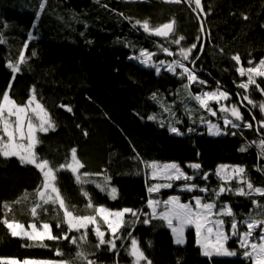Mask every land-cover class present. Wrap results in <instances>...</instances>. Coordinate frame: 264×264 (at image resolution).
<instances>
[{"label":"trees","instance_id":"1","mask_svg":"<svg viewBox=\"0 0 264 264\" xmlns=\"http://www.w3.org/2000/svg\"><path fill=\"white\" fill-rule=\"evenodd\" d=\"M41 2L0 0V41H3L0 43V94L10 86L11 98L22 103L35 88L37 98L55 124L54 129L38 133L41 143L36 152L54 164H61L70 150L76 148L77 157L85 166L82 172L104 173L110 177L111 186L118 190L114 200L94 183L83 185L94 204L150 213L147 206L150 195L153 199L165 200L181 194L186 201L196 195L211 197V192L181 190L184 181H176L170 189L149 194L147 189L155 181L146 175L145 161L177 162L190 175H195L192 183L209 189H216L221 183L214 174L219 165H240L255 186L264 187V157L258 146V141L264 138V128L257 131L258 121L264 119V113L258 107L253 108L247 101L240 107L244 120L253 123L252 128L244 127L243 123L240 128L225 127L222 113H218L221 119L213 117L187 97L183 90L186 79L164 69L157 74L155 68L131 58L138 55L140 49H148L156 53L154 60L172 61L180 58V47L188 48L195 43L197 48L191 57L199 56L194 67L200 79L207 81V86L193 84V94L216 89L219 84L231 94L227 103L239 105L246 94L254 102H262L264 95L255 86L247 93L237 86L246 77L238 75V65L231 57L238 54L245 67L249 66L250 60L258 62L264 58V0H202L203 13L199 17L192 10L195 5L190 7L187 0L181 3L166 0H47L42 12L39 9ZM172 18L175 19V32L168 39L145 33L139 26L133 27L135 20L147 19L152 26H158ZM201 19L206 29L204 33L200 31ZM29 34L34 38L29 39ZM180 36L185 38L180 45L170 42ZM198 37L202 39L198 40ZM25 44L28 45L25 50L27 62L13 78L7 62H16ZM160 45L177 55L162 52ZM33 52L35 56H32ZM185 63L193 66L191 60ZM257 83L264 88V79H258ZM153 93L157 100L152 99ZM60 105H68L72 111L68 112ZM185 105L191 112L186 111ZM212 106L218 107L215 103ZM164 107L172 111L165 112ZM173 113L180 116V121L172 120ZM150 116L156 119H148ZM201 117L218 122L224 134L210 135L207 125L200 122ZM170 126H177L183 135L172 133ZM189 128L193 131L189 132ZM253 141L257 143L253 144ZM244 146L247 151H240ZM193 163L200 164L201 169L189 168L188 165ZM204 173H209L207 181L202 179ZM92 179L103 183L102 177ZM58 180L62 194L78 210L77 214H90L85 210L87 199L73 174L62 170ZM40 183L41 174L33 165L23 164L17 157L0 156V205L3 202L12 204L25 193L33 194ZM238 186L233 181L231 187ZM32 199L30 195L27 202L13 205L9 218L14 215L27 224L31 220L28 208ZM252 200L264 204V197L241 196L235 192L221 195L218 204H230L240 220L256 211ZM55 216L56 210L51 205L46 213H41V219L52 224L53 234L59 235L66 225L57 228ZM145 218L141 214L134 225L122 230L123 238L116 241L118 255L106 245L97 248L91 228L87 242H81L82 249L68 240L45 241L46 247H22L27 242L12 237L0 224V256L72 261L75 253L82 250L96 264H132V258L127 254V232L131 230L152 264H250L242 256L238 237L229 241L230 249L238 253L236 256L209 259L201 254L194 228L188 230L185 244H177L164 222L152 219L145 224ZM126 219L134 218L128 216ZM225 220L230 231V218ZM240 230H244L243 226ZM69 235L79 236L80 233ZM57 248L64 253L63 257L57 256Z\"/></svg>","mask_w":264,"mask_h":264},{"label":"snow or ice","instance_id":"2","mask_svg":"<svg viewBox=\"0 0 264 264\" xmlns=\"http://www.w3.org/2000/svg\"><path fill=\"white\" fill-rule=\"evenodd\" d=\"M171 3H181L183 0H167ZM189 6L193 4V12H196L198 17L203 13L202 0H187ZM47 0H42L39 9L42 12L45 8ZM106 7V5H105ZM123 15V13H120ZM206 16L207 13H204ZM37 15V19H38ZM125 19H131L125 17ZM244 19H247L245 16ZM139 26L145 33L150 35L163 37L168 39L169 36L175 32V19L172 18L158 26H152L150 21L145 19L135 20L133 27ZM200 31H206L203 20H200ZM34 37L29 34V39ZM185 38L180 36L174 38L170 42L180 45L181 41ZM202 39L201 37L197 38ZM3 41H0L2 43ZM28 45L23 46V50L19 53L16 62L9 60L7 67L11 69L14 74L20 72L21 65L27 62L25 50ZM160 50L169 56H176L177 53L170 51L169 48L160 45ZM197 48V44H192L188 48H179V59L172 61H156L154 57L155 52L148 49H140L138 55H134L133 59L141 64L155 68L157 74L161 69H164L174 75H178L182 79H186L187 83L183 85V90L187 92V97L195 101L200 108L206 110L211 116L215 117L218 113L225 114L223 116V124L225 127L231 126L233 128H240L241 123L244 127L252 128L253 123L245 121L240 107L244 106L247 101L248 105L253 108L258 107L261 113H264V101L254 102L246 94L239 101V105L227 103L230 100L231 94L223 90L219 84L216 89L210 91H199L195 94L191 92L193 84H200L207 86V81L200 79L196 73L195 59H192L191 53ZM201 52L203 45L201 44ZM223 49H221V52ZM35 52L32 56H35ZM238 67L236 71L240 77H246V80H241L237 85L239 88L247 91L251 86L264 95V88H261L258 79H264V58L258 62L248 61L249 66L245 67L238 54L231 57ZM191 60L192 67H189L185 61ZM179 69V71H177ZM10 90V86H9ZM9 90L0 94V156L5 158L17 157L21 163L33 165L41 174V183L36 188L33 194L25 193L20 199L15 200L12 204L3 202L0 207L3 211L0 212V224H2L12 237L25 240L27 243L22 247H46L45 241H59L68 240L72 245H77L79 249L83 248L81 242H87L88 230L92 229L96 239V247L107 246L110 251L118 253L116 241L123 238L122 230L129 225H134L141 214L145 215V224L151 222L152 219L161 220L166 226L171 229L175 236L177 244L184 243V231L187 227H194L196 233V243L201 248V254L211 259L213 256H236L238 253L234 250H229L226 243L232 237H238V246L242 250V256L250 261V264H264V204L259 200H252L255 212H250L246 218L238 220L236 213L233 212L230 204H218L219 197L226 192H235L237 195L251 197L258 195L264 197V187L255 186L247 177L246 169L240 165H225L221 164L217 167L215 175L221 181L218 188L209 189L208 187H200L192 183L195 175H189L184 172L180 165L176 162L160 163L158 161H145L144 167L147 170L146 175L157 183L151 184L147 191L149 194L159 193L162 189H170L173 187L174 182L184 181L181 186L183 191H200L201 193H212L211 197L206 196H193L188 201H182L180 196L172 195L165 200L150 198L147 201V206L151 209L150 213H142V210L133 208H120L110 209L104 205H96L92 202L91 197L87 191H84L83 185L94 183L101 191L107 192L110 199H116L118 190L110 184L111 178L104 173H89L82 172L85 166L77 157V149L72 148L69 156L65 159L64 163L54 164L46 157L40 156L36 152V147L41 143L38 133H46L50 129L55 128L52 121L51 114L40 103L36 95V90L33 87L30 97L26 102L17 103L12 99ZM153 100H157V95L153 93ZM163 104V101H161ZM218 105L213 108L212 104ZM68 112L72 109L68 105H60ZM186 111L191 112L187 108ZM165 112H171V108L164 107ZM174 115V114H173ZM150 120L156 119L155 116L148 117ZM253 120L255 117L253 116ZM201 123L208 126L210 135L224 134V130L220 127L219 123H213L211 120H205L201 117ZM163 126V124L161 125ZM264 128V119L258 121L257 131ZM170 131L183 135L179 128L170 126ZM189 132L193 129L189 128ZM87 133H85L86 135ZM235 135V132L232 133ZM256 144V141L252 142ZM260 155L264 157V138L258 141ZM240 151H247V146L241 147ZM189 168L200 170L201 165L193 163L188 165ZM70 171L75 181L81 186V193L87 199L85 204L86 212L90 214H77L75 206L69 204L65 196L62 194L59 187L58 173L60 171ZM209 173H204L202 179L207 181ZM93 177H102L103 183H97ZM233 181L237 182L238 187L233 189L231 187ZM32 196L31 206L28 208V213L31 220L25 224L20 222L14 215L11 219L9 214L12 213L13 205L25 203ZM54 206L56 210L57 219L56 227L61 228L66 225L59 235L53 234V226L51 223L41 219V213L48 211V206ZM131 216L134 219L129 221L126 217ZM230 218V231L226 230L225 218ZM241 226L244 230L241 231ZM77 232L79 236H70L69 233ZM258 233V234H257ZM108 239H105V237ZM129 244L127 247V254L132 258V264H152V261L145 255L143 249L140 247L139 241L132 236L131 230L127 232ZM57 256L63 257L64 253L57 248ZM96 264L89 255L82 250H78L72 261L67 259L52 260H39L25 257L20 259L18 257L0 256V264ZM118 264V262H117Z\"/></svg>","mask_w":264,"mask_h":264},{"label":"rangeland","instance_id":"3","mask_svg":"<svg viewBox=\"0 0 264 264\" xmlns=\"http://www.w3.org/2000/svg\"><path fill=\"white\" fill-rule=\"evenodd\" d=\"M167 1V0H166ZM134 56V55H133ZM132 56V57H133ZM189 66V65H188ZM162 70V69H161ZM218 106V105H217ZM213 107V106H212ZM194 111H192V113H193ZM174 114V115H173ZM172 114V117L171 118H173L172 120H178V121H180V116L179 115H177L176 113H173ZM225 114H223L222 113V120H223V116H224ZM171 116V115H170ZM215 117H217V118H220L219 117V115L217 114V116H215ZM221 119V118H220ZM213 123H218V122H213ZM175 127H177V126H175ZM208 127V126H207ZM178 128V127H177ZM208 129V128H207ZM180 130V129H179ZM181 132V131H180ZM173 133V132H172ZM175 134V133H174ZM222 135V134H221ZM160 163H169V162H160ZM177 163V162H176ZM179 164V163H178ZM180 165V164H179ZM228 165V164H227ZM180 167L184 170V172H186V173H188L181 165H180ZM194 170V169H193ZM189 174V173H188ZM190 175V174H189ZM193 175V174H192ZM158 181H155V183H157ZM154 184V183H153ZM180 188H181V186H180ZM167 189V188H166ZM163 190V189H162ZM175 195H178V196H180V198H181V200L182 201H186V200H183L182 199V195L181 194H175ZM172 196V195H171ZM196 196H202V195H196ZM188 201V200H187ZM226 221V220H225ZM227 225H228V223L226 222V230H228V228H227ZM191 228H194V227H191V226H189V227H187L186 229H185V231H184V243H182V244H185L186 243V241H187V232H188V230L189 229H191ZM195 230V229H194ZM229 231V230H228ZM258 234V233H257ZM174 235V234H173ZM232 238H234V237H232ZM231 238V239H232ZM174 239H175V236H174ZM231 239H229L228 241H227V243H226V247L229 249V250H232V249H230V247H229V241L231 240ZM235 251V250H234Z\"/></svg>","mask_w":264,"mask_h":264},{"label":"water","instance_id":"4","mask_svg":"<svg viewBox=\"0 0 264 264\" xmlns=\"http://www.w3.org/2000/svg\"><path fill=\"white\" fill-rule=\"evenodd\" d=\"M101 1H103V0H101ZM170 37V36H169ZM161 38H163V37H161Z\"/></svg>","mask_w":264,"mask_h":264}]
</instances>
